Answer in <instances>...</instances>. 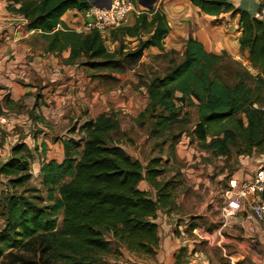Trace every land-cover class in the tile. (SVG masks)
I'll list each match as a JSON object with an SVG mask.
<instances>
[{
  "label": "trees",
  "instance_id": "16d2710c",
  "mask_svg": "<svg viewBox=\"0 0 264 264\" xmlns=\"http://www.w3.org/2000/svg\"><path fill=\"white\" fill-rule=\"evenodd\" d=\"M187 1L208 16H239L240 50L257 74L244 67L235 71V82L229 83L217 74L227 53L209 52L201 41L190 37L182 60L164 77L144 83L148 102L138 123L143 128L150 124L151 137L163 139L157 147L171 143L175 149L188 133L172 131L179 122L178 104L187 102L197 107L199 115L187 136L196 139L203 151L225 162L234 148L241 162L253 158L256 151L264 155V22L231 0ZM8 2L7 10L22 16L27 29L40 32L46 53L69 52L66 63L91 71L89 77L96 80L126 72L148 49L163 52L171 33L163 10L141 6L142 13L131 25L112 31L109 40L119 44L111 51L100 32H78L63 22L69 11L85 14L95 6L93 0ZM123 39L138 45L127 51ZM4 104L7 110L0 105V116L9 114V99ZM30 114L33 116V111ZM120 115L111 110L83 123L78 119L67 132L71 137L55 139L62 140L65 156L61 162L42 164L40 177L46 198L36 187L26 188L33 178L31 149L25 143L12 148L0 180L6 189L0 192L2 264H110L108 256L122 257L124 251L140 257L158 254V214L171 213L176 205L174 181L159 180L165 172L161 156L143 163L126 149ZM228 165L225 163L224 171ZM142 183L151 187L155 197L141 189ZM20 188L23 190L17 192Z\"/></svg>",
  "mask_w": 264,
  "mask_h": 264
},
{
  "label": "crops",
  "instance_id": "0c3cea01",
  "mask_svg": "<svg viewBox=\"0 0 264 264\" xmlns=\"http://www.w3.org/2000/svg\"><path fill=\"white\" fill-rule=\"evenodd\" d=\"M134 2L139 5L138 0ZM8 3V0H0V105L3 106L6 99L11 103L7 115L9 123L0 125V161L9 159L16 144L25 143L33 152L31 167L40 177L44 162L64 159L63 142L55 139L71 137L67 132L78 119L81 123L95 119L114 106L108 105L113 102L108 94L99 91L92 92V101H88L86 89L93 84L88 71L68 65L69 52L62 55L46 53L40 32L27 29L28 22L9 12ZM231 3L253 15L264 0H231ZM153 8L161 9L167 15L172 47L176 44L174 39L186 42L191 37L201 41L207 51L230 54L254 75L257 73L240 50L239 16L233 17L230 13L218 18L208 16L193 9L187 0H157ZM76 12L69 11L63 17L68 27L82 24V18ZM217 19L220 21L214 23ZM98 97L102 98L101 105L94 109L92 104L95 100L99 103ZM37 102L39 107H35ZM56 125L62 126V132L54 136L52 130ZM206 167L210 168V165ZM202 172L203 169H196L189 176L195 186L203 188L204 184L209 186L210 183L204 174L200 175ZM225 174L221 171V177L216 179L225 182ZM176 178L172 173L173 190L178 181L182 182ZM213 188L211 185L209 199L198 214H172L180 207L177 202L171 213L159 212L160 250L152 260H145L142 264H264V236L260 229L239 225L222 227L220 208L223 202L218 194L221 190L217 187L213 193ZM155 195L154 192L153 197ZM184 204L186 206V201Z\"/></svg>",
  "mask_w": 264,
  "mask_h": 264
},
{
  "label": "rangeland",
  "instance_id": "374dc122",
  "mask_svg": "<svg viewBox=\"0 0 264 264\" xmlns=\"http://www.w3.org/2000/svg\"><path fill=\"white\" fill-rule=\"evenodd\" d=\"M93 1L95 5L99 4L106 6L109 4V0ZM138 6L142 8L140 5ZM182 21L185 20L182 19ZM78 26H80V24ZM145 38H147V35ZM174 40V43L176 42V44L175 47H172V42L169 40V37L166 39V47L163 52H159L154 48L146 50L143 58L132 67H129L130 69L126 72L113 73L112 76H107L109 77L108 79L96 80L93 78V84L86 89L85 96L88 101H92V92L94 93L99 91L101 94L103 92L107 93L108 97L113 101L111 103L108 102V105H113V109L118 110L117 112L121 113L119 118L122 124V134L125 135L123 140H125L124 145L126 146V149L135 157H138L141 161H143V163L161 156V169H164L165 172L161 177H159V180H172V173H175L177 176L176 179L182 180L180 183L178 181L176 188L173 190L175 202H177V205L179 204L178 206L180 207H178L175 211H172V214L178 216L181 213L187 214L197 212L196 214H198L200 207L204 205L207 199H209L211 185L214 187L212 190L213 193L217 187L221 190V192L220 190L218 191L220 192L218 194L219 197H222L223 192L227 187L225 182L229 177L228 175H232V173L234 174L236 169L245 166H242L241 160H239V158L234 154L236 152L235 148L233 149V155L225 162L224 159H220L212 152L203 151L196 139L194 140L192 137L187 136L190 135L189 132L199 121L197 107L190 106L187 102L184 103V105L178 104L180 107V116L178 118L179 122L174 124L172 131L175 134L184 131L188 133L184 135L182 141L175 149H171V143L162 144L160 147H157L156 145H160V143L163 142V139L151 137L150 131H152V127L150 124L144 128L139 125L140 123H138L137 117L148 102L144 83L147 80L151 81L156 77H164L170 69H172L183 58L182 51L186 42L183 39ZM117 44L119 43H117V41H113L112 38L111 40H107V45L111 51L117 50ZM122 44L127 48V51H132L137 47L138 42L123 39ZM244 67L246 66L241 61H237V59H233L230 54H227V58L224 59V62L217 71V74L229 83L233 84V82H235V71ZM88 72L90 76L93 74L91 71ZM97 72L105 73L100 71ZM251 73L253 74V72ZM100 100H102V98L98 97L99 103L95 100L94 104H92L94 109H98L95 107L97 105H101ZM4 103L3 105H5ZM4 110L7 109L4 107L3 111ZM99 111L100 109L98 112ZM52 131L54 136L59 135L62 132V126L56 125ZM177 153L181 157H179ZM169 157L173 159H171L170 162L168 160ZM252 162L255 166L264 163V155L256 151L253 154ZM225 163L229 165L228 169L225 170V182H221L216 178L218 176L221 177V171H224L226 168L224 167ZM206 165H210V168H207ZM196 169H203V172L200 175L204 174L205 179L210 183V185L208 184L209 186L204 184L202 188V186L196 185V187L194 185V182L191 180L192 178H190L189 175H191L190 172L195 173ZM31 171L33 172V178L28 184H26V188L36 187L40 191L39 195L46 198L47 189L42 186L41 177H37V173L32 167ZM3 185L0 184V192H5L3 190H6ZM141 189L148 190L149 195L153 197L154 192L151 191V187L149 185L143 183L141 185ZM22 190L23 188L17 189V192H21ZM185 201L186 206L185 204L183 205ZM209 210H211V208ZM1 226L2 222L0 221V228ZM152 258L153 257H140L124 251V255L122 257L110 255L106 259L110 264H126L129 262L133 263L134 261L143 263V261L152 260ZM0 264H2V259H0Z\"/></svg>",
  "mask_w": 264,
  "mask_h": 264
},
{
  "label": "built area",
  "instance_id": "2783aa9c",
  "mask_svg": "<svg viewBox=\"0 0 264 264\" xmlns=\"http://www.w3.org/2000/svg\"><path fill=\"white\" fill-rule=\"evenodd\" d=\"M82 18V24L72 27L78 32L96 30L104 39L109 40L113 30L131 25L142 9L133 0H111L110 8L107 5H95L84 13L76 12ZM253 16L264 22V3ZM58 28L63 29L61 25ZM9 123L7 115L0 116V125ZM253 158L242 160V166L232 176L228 177L227 187L222 196V227L231 225L258 227L264 236V165L257 167ZM244 264V263H233Z\"/></svg>",
  "mask_w": 264,
  "mask_h": 264
},
{
  "label": "water",
  "instance_id": "95a60500",
  "mask_svg": "<svg viewBox=\"0 0 264 264\" xmlns=\"http://www.w3.org/2000/svg\"><path fill=\"white\" fill-rule=\"evenodd\" d=\"M157 0H138V3L140 6L147 8V9H152L154 7V4L156 3ZM99 4H97L98 6ZM102 7L103 5H99ZM111 6V0H109V4L107 5V8H110ZM5 162L0 161V180L2 179V172L5 167Z\"/></svg>",
  "mask_w": 264,
  "mask_h": 264
}]
</instances>
